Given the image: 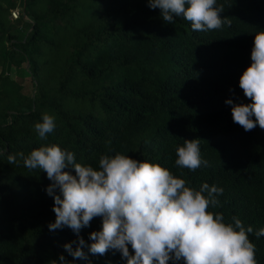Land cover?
<instances>
[{
  "label": "trees",
  "instance_id": "obj_1",
  "mask_svg": "<svg viewBox=\"0 0 264 264\" xmlns=\"http://www.w3.org/2000/svg\"><path fill=\"white\" fill-rule=\"evenodd\" d=\"M216 6L231 26L196 32L183 17L163 21L148 0H0V264H59L61 255L69 264H127L119 252L89 253L99 217L79 234L87 260L65 252L77 240L69 228L49 231L52 182L18 154L51 145L94 169L101 155L119 153L159 164L196 190L222 188L220 206L208 211L251 226L255 259L264 264V236L255 234L264 228V130L245 132L225 104L250 103L239 78L251 64L254 35L264 31V0ZM22 66L29 93L5 74ZM44 114L56 127L41 140L34 125ZM194 139L207 166L189 171L175 164L176 149Z\"/></svg>",
  "mask_w": 264,
  "mask_h": 264
},
{
  "label": "clouds",
  "instance_id": "obj_2",
  "mask_svg": "<svg viewBox=\"0 0 264 264\" xmlns=\"http://www.w3.org/2000/svg\"><path fill=\"white\" fill-rule=\"evenodd\" d=\"M148 7L159 9L168 23L183 17L196 32L231 26L230 18H221L224 10L216 6V0H148ZM250 59V66L239 78V88L250 103L225 101L231 106L232 121L245 132L257 126L264 130V31L254 35ZM55 127L54 117L48 114L34 125L41 140ZM18 155L26 168L42 170L52 182L45 189L53 199L55 214L48 228L55 231L67 227L76 234L77 240L72 242L77 245L75 250L72 243L63 245L74 259L87 260L82 251L85 241L79 234L99 217L101 230L89 234L92 243L87 247L92 255L119 252L127 264H175L181 260L184 264H257L255 245L248 236L253 228H246L237 217L225 223L222 213L208 211L220 206L222 188L205 183L196 190L159 164L119 153L101 155L97 169L77 163L73 152L57 145ZM176 156L175 164L189 171L207 166L201 159L199 139L184 140ZM7 159L17 162L15 155L9 154ZM56 189L59 195H54ZM255 234L264 236V228ZM58 259L59 264H69L63 255Z\"/></svg>",
  "mask_w": 264,
  "mask_h": 264
},
{
  "label": "rangeland",
  "instance_id": "obj_3",
  "mask_svg": "<svg viewBox=\"0 0 264 264\" xmlns=\"http://www.w3.org/2000/svg\"><path fill=\"white\" fill-rule=\"evenodd\" d=\"M19 10V8H17ZM11 19H14L10 14ZM1 72V69H0ZM5 74H7L11 79L19 83L22 87L24 92L29 93L31 91V83L30 79L27 75L26 68L24 66L20 68H11L5 70Z\"/></svg>",
  "mask_w": 264,
  "mask_h": 264
},
{
  "label": "built area",
  "instance_id": "obj_4",
  "mask_svg": "<svg viewBox=\"0 0 264 264\" xmlns=\"http://www.w3.org/2000/svg\"><path fill=\"white\" fill-rule=\"evenodd\" d=\"M11 15H12V17H13L14 19H16L17 16H18V10H14V11H12V12H11Z\"/></svg>",
  "mask_w": 264,
  "mask_h": 264
},
{
  "label": "water",
  "instance_id": "obj_5",
  "mask_svg": "<svg viewBox=\"0 0 264 264\" xmlns=\"http://www.w3.org/2000/svg\"><path fill=\"white\" fill-rule=\"evenodd\" d=\"M26 66H28V62L26 63Z\"/></svg>",
  "mask_w": 264,
  "mask_h": 264
}]
</instances>
